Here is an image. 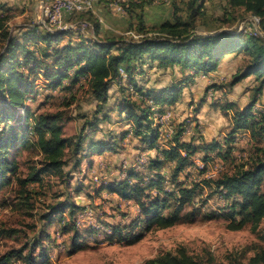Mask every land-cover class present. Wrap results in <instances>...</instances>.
<instances>
[{
	"label": "rangeland",
	"instance_id": "374dc122",
	"mask_svg": "<svg viewBox=\"0 0 264 264\" xmlns=\"http://www.w3.org/2000/svg\"><path fill=\"white\" fill-rule=\"evenodd\" d=\"M177 1L181 13L185 15L187 0ZM38 3L39 0H0V52L5 46L6 38L2 36L5 31L22 41L20 33L26 28L37 26V31L41 32L45 29V17ZM125 3L126 6L131 3L143 5L141 12L147 28L158 27L165 19L172 20L171 0H126ZM137 11L139 9L130 14L131 12L121 4L109 5L107 0H95L91 10L63 16L67 29L62 31L70 32L67 33L69 36L60 39V43L77 42L79 35L83 39L94 40L95 21L99 27L111 23L109 32H100L108 37H137ZM194 19L195 33L210 34L221 30L239 32L252 29L264 35L258 27L256 16L241 6H230L228 0H204L200 14ZM37 31L36 33H39ZM146 35L151 36L152 33ZM27 47L45 49L42 44L36 46L32 42ZM247 62L248 57L243 52H238L226 55L220 61L216 72L212 71L211 74L188 69L180 73L178 66L158 70V67L154 64L152 67L149 63L134 68L132 78H128L124 71L122 84L110 85L109 98L104 106L107 109L109 105L106 120L102 112L97 114L98 118H94L97 101L91 95L85 77L73 81V71L70 70L60 86L54 89L43 87L42 79L36 75L37 93L25 102L31 119L41 113H61L62 133L65 137L78 134L83 124L91 123L85 127L86 134L94 138H115L117 150L113 155L105 154L95 162L92 161L93 168L89 170L87 159L82 161L78 169L73 170L71 165L74 157L66 149L63 158L67 159L68 164L63 167L61 174L43 172L39 183H29L25 186L26 192H21L15 177H25L31 171H38L44 157L28 142L25 146L13 149L10 157L15 159L17 170L15 174H9V180L0 187V255L23 244H28V249L31 242L39 238L48 254L47 264H143L150 258L168 252H184L203 264H249L257 245L264 246V218L255 225L246 224L236 230L230 229V202L213 188L206 186L198 189L191 201L185 203L182 215L193 208L199 210L194 222L177 223L166 228L154 225L149 230H145L144 221L140 220L144 217L141 216L136 202L119 200L117 195H111L108 191L98 192L101 184L119 181L132 169L138 172V176L130 178L132 183L144 186L151 178L158 179V175H161L164 188L162 191L175 190L176 184L171 181L173 167L170 163L165 162L158 174L150 168L156 154H146V162L138 163L139 153L146 150V143L135 135L134 125L126 121L125 113L118 111L116 105L123 101L135 103L140 108H146L149 104L153 125L160 129L159 131L168 130L169 125L173 129L168 140L177 131L179 124L185 127V132L186 127L188 130L194 123L197 131L193 130V134L189 132L192 139L205 141V134L198 129V125H201L203 132L209 133V136L215 137L214 140L218 139L223 144L219 156L213 155L207 162L203 160L206 153L203 150L197 151L189 158L192 164L190 163L191 166L185 172L189 177L188 183L214 178L225 172L231 173L242 162L247 163L256 147L264 145V138L256 141L249 137L246 130L232 132V128L235 111L249 106L254 96V86L258 81L254 76H248L233 86L228 85L232 75L241 70ZM37 65L43 71L53 69L51 63ZM138 69L147 72L146 75L140 74ZM26 72L28 70H25ZM196 74L198 75L195 78ZM43 76L42 74L41 77ZM171 83H177L181 88L177 101L172 106H160L153 96L148 98L142 94H148V89L157 91ZM263 101L264 88L252 108L256 119L264 114V109L258 108L257 105H261ZM7 111L14 113V117L21 113L20 109L5 107L0 100V115ZM197 111L201 124L196 123ZM162 112L169 113L167 121L157 122L153 119L154 114ZM28 123L30 124L29 120ZM92 125H96V130H93ZM206 127L212 129V132H207ZM121 136H124V139H121ZM225 136L230 138L228 142L225 141ZM168 140L158 139L157 143H162L165 147ZM212 171H215V174L210 175ZM94 176L98 180H95ZM185 176L182 174L180 179H185ZM261 189H264V182ZM155 190L151 188L147 191L152 196ZM172 201L174 197L171 198L170 202ZM52 206L55 209L64 208L62 212L50 214L47 218L46 214L51 213ZM137 221L140 224L136 226ZM97 224L100 225L99 228L95 227ZM104 225L113 226L114 234L110 235L111 230ZM103 227L106 230H103ZM9 229H15V232L9 233ZM74 233L78 235V249L72 248ZM138 233L142 235L138 241L127 242ZM39 252V248H36L34 256L37 257ZM21 263L22 260L16 259L9 262Z\"/></svg>",
	"mask_w": 264,
	"mask_h": 264
},
{
	"label": "trees",
	"instance_id": "16d2710c",
	"mask_svg": "<svg viewBox=\"0 0 264 264\" xmlns=\"http://www.w3.org/2000/svg\"><path fill=\"white\" fill-rule=\"evenodd\" d=\"M203 1L187 0L185 15H183L178 1L171 0L172 20H165L155 28L145 26L141 12L143 5L131 3L126 6L127 3H122L121 6L131 12L130 14L139 9L135 25L138 35L129 39L121 36H109L97 40L80 38L74 43L67 41L61 44L60 39L69 36L67 34L69 30L44 29L41 32L37 31V26L22 31L20 33L22 41L17 40L16 36L8 31L2 33L6 39L4 49L0 52V100L5 107L20 109L21 113L16 114L15 117L14 113L8 111L0 115V125H2L0 128V187L9 180L8 175L15 174L17 170L15 159L10 157L12 150L25 146L27 142L38 149L44 160L38 171H31L25 177H15L21 192H26L27 184L39 183L43 172L61 174L63 167L68 164L67 159L63 158L66 149L74 157L71 165L73 170L78 169L82 161L92 155L117 150L115 138H94L86 134L85 127L91 123L83 124L78 134L65 137L62 133L61 113H41L31 119L25 102L27 98H32L37 93L35 88L38 86L36 84L38 77L36 75L42 79L43 87L54 89L60 86L70 70L73 71V81L85 77L87 87L97 101L94 118H98L97 114L102 112L106 120L109 105L107 109L104 106L109 98L110 85L122 84L123 75L120 74V68L124 69L128 78L134 73V68L146 63L152 67L154 64L158 68L178 66L180 73L187 69L205 73L215 71L226 55L243 52L248 57V62L232 75L228 85L233 86L248 76H254L258 83L254 86V96L249 106L235 111L232 132L246 130L253 140L258 141L264 138V114L256 119L255 112L252 111L264 88V35L252 29L239 32L221 30L210 34L195 33L194 18L200 14ZM228 4L234 7L241 6L245 11L256 16L259 19L258 27L264 33V0H228ZM99 29V24L95 21L93 24L95 36L99 34ZM148 33L152 35L147 36ZM31 42L36 46L42 44L45 49L27 47ZM37 63H40V66L51 63L53 69L43 71L38 68ZM25 70L28 72L25 73ZM139 73L144 72L139 70ZM42 74L45 77H41ZM148 92V94L141 93L148 98L153 96L160 106H168L177 101L181 88L177 83H171L157 91L148 89ZM116 106L118 111L125 113L126 121L134 125L135 135L146 143L144 149H156L157 153L150 168L157 173L165 162L173 167L171 181L174 185L176 184L174 191H162L164 188L161 175H158V179L151 178L144 186L132 183L130 178L138 176L136 169L129 171L126 177L119 181H110L98 187V192L106 190L116 194L120 199L136 202L141 216L144 217L140 220L144 221L145 230H149L154 225L166 228L177 223L194 222L199 213L197 208H193L185 215H182V211L185 203L191 201L197 190L206 186L217 190L222 198L230 202L228 206L230 229L236 230L246 224L255 225L264 218V189H261L264 182V145H258L250 156V160L239 164L233 172H225L214 178L188 183L189 177L185 172L191 166L189 158L197 151L203 150L206 151L203 160L207 162L213 155L219 156L223 150V144L214 139L208 143L198 144H195L192 139L184 141L181 136L185 127L179 124L177 131L167 141V146L161 147L157 143L158 129L153 125L149 104L146 108H140L135 103L123 101L118 102ZM92 126L93 130H96V125ZM225 138H227L226 142L230 139L226 136ZM121 139H124V136H121ZM86 140L89 141L86 142ZM68 174L67 171L66 175ZM182 174L186 176L181 180ZM151 188L156 189L152 196L147 191ZM172 197L174 201L170 202ZM63 208L55 209L52 206L51 213L46 214V217L62 212ZM139 224L137 221L136 226ZM104 226L109 227L107 229L112 232L110 235L114 234L113 226ZM8 232L13 233L15 229H9ZM77 236V233H74L73 249L80 247ZM141 236L140 233L133 235L127 242L134 243ZM27 246L28 244H23L19 248H12L1 254L0 264H9L12 259L22 260L21 264H47L48 254L39 238L31 242L30 248L27 249ZM36 248L40 250L38 258L33 254ZM256 249L249 259V264H264V246L257 245ZM143 264H203V262L184 252L175 254L168 252L150 258Z\"/></svg>",
	"mask_w": 264,
	"mask_h": 264
},
{
	"label": "built area",
	"instance_id": "2783aa9c",
	"mask_svg": "<svg viewBox=\"0 0 264 264\" xmlns=\"http://www.w3.org/2000/svg\"><path fill=\"white\" fill-rule=\"evenodd\" d=\"M109 5L112 4H122L125 3L126 0H107ZM95 3V0H39V7L41 9V12H43V15L45 17V22H43V26L45 27V30L49 31H62L66 30L67 26L63 22V16L64 15H73L76 13L85 12L88 10H91L93 8V5ZM259 19L257 18V23ZM259 33V32H258ZM135 36V35H133ZM120 74L124 75V69L120 68ZM169 118V113L162 112L161 114H154L153 119L157 122H161L162 120L167 121ZM168 130L165 131H159V139L160 140H168L171 136V133L173 129L170 128V125ZM159 145L162 146V143H159ZM138 163L146 162V154L141 153L138 158ZM215 174V171H212L210 175ZM95 180H98L96 176H94ZM90 212V211H89ZM100 225H95L96 228H99ZM103 230L104 227L102 228ZM58 237V234H56Z\"/></svg>",
	"mask_w": 264,
	"mask_h": 264
},
{
	"label": "crops",
	"instance_id": "0c3cea01",
	"mask_svg": "<svg viewBox=\"0 0 264 264\" xmlns=\"http://www.w3.org/2000/svg\"><path fill=\"white\" fill-rule=\"evenodd\" d=\"M166 20V19H165ZM164 20V21H165ZM99 21L101 22V19H99ZM163 22V21H162ZM100 29H99V34L97 35V36H95V34H94V32H93V39H99V38H106V37H108L107 35H103V34H101L100 32H103V30H105L104 32H109V30H111L110 28H112V26H111V23H105V26H100L99 27ZM73 33H71V35H72ZM73 36H70V38H72ZM78 39H80V38H82V36L81 35H79L78 37H77ZM158 70L159 69H161V68H157ZM148 70H150L151 71V69H148ZM213 72H216V71H213ZM145 73H147V72H145ZM145 73H143V75L145 74ZM212 72H208V74H211ZM146 75V74H145ZM197 75L198 74H196V76H195V78L197 77ZM264 102V101H263ZM262 102V104L260 105V104H258L257 103V105L259 106L258 108H260V109H264V103ZM177 105V104H176ZM166 106V105H165ZM168 106H172V104L171 105H168ZM200 112V111H199ZM196 123L197 124H201L202 123V121H201V119H200V114L198 113V111H197V113H196ZM196 123H195V125H196ZM202 126L201 125H198V129L199 130H201L202 131V133L203 134H205L204 135V140L205 141H199V140H197V139H192L190 136V134H189V132H191V134H193V130H196V127H194V123H193V126H191L188 130H187V127H186V131L185 132H183V136H181L182 137V140H184V141H189V140H193V142L195 143V144H198V143H203V142H205V143H208V142H210L211 140H213V138H215V137H213L212 135L211 136H209V133H206V132H203V130H202V128H201ZM206 129H207V132H209V131H211L212 132V129H209V128H207L206 127ZM197 131V130H196ZM208 134V135H207ZM217 141H218V139H216ZM145 150V149H144ZM147 150V151H146ZM145 151H143V152H141V153H145V154H151V155H153V154H156V150L155 149H146ZM141 153H139V155L141 154ZM105 154H107V155H113L114 153L113 152H111V151H106V152H104V153H102V154H95V155H92V156H90V157H88V158H86L87 159V163H89L88 165H87V170H89L90 168H93V166L92 167H90V161H96L97 160V158H99L100 156H102V155H105ZM109 158H111V157H109ZM92 163V162H91ZM103 191H106V190H103ZM102 192V191H101ZM111 195H114V196H116V194H113V193H111V192H109ZM119 200H123V199H120L119 198ZM123 201H125V202H131L132 200H123Z\"/></svg>",
	"mask_w": 264,
	"mask_h": 264
}]
</instances>
